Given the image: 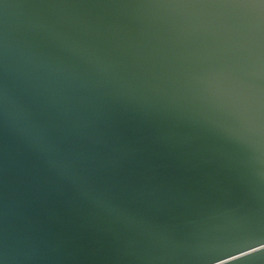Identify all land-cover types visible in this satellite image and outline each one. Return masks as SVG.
<instances>
[{"label": "water", "instance_id": "obj_1", "mask_svg": "<svg viewBox=\"0 0 264 264\" xmlns=\"http://www.w3.org/2000/svg\"><path fill=\"white\" fill-rule=\"evenodd\" d=\"M264 0H0V264H264Z\"/></svg>", "mask_w": 264, "mask_h": 264}, {"label": "snow or ice", "instance_id": "obj_2", "mask_svg": "<svg viewBox=\"0 0 264 264\" xmlns=\"http://www.w3.org/2000/svg\"><path fill=\"white\" fill-rule=\"evenodd\" d=\"M262 245H264V244H262ZM261 251H264V250H261Z\"/></svg>", "mask_w": 264, "mask_h": 264}]
</instances>
